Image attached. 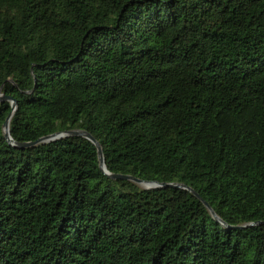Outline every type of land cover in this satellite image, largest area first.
I'll return each mask as SVG.
<instances>
[{
	"label": "trees",
	"instance_id": "16d2710c",
	"mask_svg": "<svg viewBox=\"0 0 264 264\" xmlns=\"http://www.w3.org/2000/svg\"><path fill=\"white\" fill-rule=\"evenodd\" d=\"M0 93V264H264V0H0Z\"/></svg>",
	"mask_w": 264,
	"mask_h": 264
},
{
	"label": "water",
	"instance_id": "95a60500",
	"mask_svg": "<svg viewBox=\"0 0 264 264\" xmlns=\"http://www.w3.org/2000/svg\"><path fill=\"white\" fill-rule=\"evenodd\" d=\"M10 101L12 104V111L10 113V115L8 116L5 124H4V136L7 139V141L11 142L12 144H14L11 136H10V120L13 116L14 111L16 110V102L13 101L11 98L4 96L2 93H0V102L1 101ZM69 136H75V137H81V138H85L87 140H89L90 142H92L95 147L97 148V153H98V157H99V163H100V168L103 171V173L105 175H107L110 179L113 180H126V181H131L133 183H136L137 185H143V189L145 190H151V189H166V188H173V189H183L186 191H189L190 193H192V195H194L197 199H199L200 201H202V203L205 205V207L209 210V212L211 213L212 217L219 221L220 223H222V221L220 220V218L216 215V213L213 211V209H211V207L205 202L203 201L199 195L190 187H187L185 185L182 184H170V183H159L156 181H144L138 178H135L133 176H129V175H122V174H112L110 173L105 165V161H104V157H103V152H102V148L101 145L87 132L82 131V130H73V131H68V132H64V133H57L54 135H50L44 138L39 139L38 141L34 142V143H26L23 145H20L21 147H27V146H32L34 144H38V143H46V142H50L53 140H60L64 137H69Z\"/></svg>",
	"mask_w": 264,
	"mask_h": 264
},
{
	"label": "rangeland",
	"instance_id": "374dc122",
	"mask_svg": "<svg viewBox=\"0 0 264 264\" xmlns=\"http://www.w3.org/2000/svg\"><path fill=\"white\" fill-rule=\"evenodd\" d=\"M141 188H143V185H139Z\"/></svg>",
	"mask_w": 264,
	"mask_h": 264
}]
</instances>
